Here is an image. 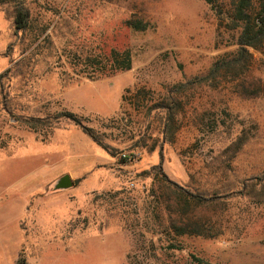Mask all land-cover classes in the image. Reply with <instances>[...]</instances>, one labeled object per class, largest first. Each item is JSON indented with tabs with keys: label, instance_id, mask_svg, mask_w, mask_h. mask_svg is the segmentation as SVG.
I'll return each mask as SVG.
<instances>
[{
	"label": "rangeland",
	"instance_id": "1",
	"mask_svg": "<svg viewBox=\"0 0 264 264\" xmlns=\"http://www.w3.org/2000/svg\"><path fill=\"white\" fill-rule=\"evenodd\" d=\"M25 2L35 29L22 34L0 0V74L10 70L0 86V264H264L263 195L196 209L215 222L213 238L177 236L166 229L174 200L156 210L160 189L144 173L162 146L163 171L181 186L198 170L205 186L261 176L264 55L208 73L236 50L237 33L203 0ZM218 2L227 17L230 0ZM130 18L146 29L125 27ZM103 39L130 49L131 69L82 78L67 53ZM184 82L179 107H156ZM69 113L131 160L111 158L66 117L44 119ZM209 163L228 166L218 182L205 177ZM65 174L73 186L54 190Z\"/></svg>",
	"mask_w": 264,
	"mask_h": 264
},
{
	"label": "trees",
	"instance_id": "2",
	"mask_svg": "<svg viewBox=\"0 0 264 264\" xmlns=\"http://www.w3.org/2000/svg\"><path fill=\"white\" fill-rule=\"evenodd\" d=\"M11 5V12L13 14V27L16 33H32L34 27L31 26V19L29 15V9L25 0H9ZM207 4H210L213 9H216V13L221 15L225 9L218 0H203ZM227 17L222 18L220 15L219 23L224 30L236 32L237 37L235 44L236 50L232 53H226L216 60L210 67L208 73L218 72L221 70H236L239 67H247V57H252L251 50H255L258 53L264 55V0H230L229 7L227 8ZM226 21V22H225ZM146 23L140 19H127L124 21V26L135 30L143 31L146 29ZM45 29L42 30L43 34ZM49 34L46 35L44 40H49ZM110 43V42H109ZM108 39L100 40L99 42H90L87 44V50L85 46L79 48L75 47L74 50H70V55L74 61V66L79 70L78 74L84 79L97 80L102 78H108L118 73L129 71L132 67V57L130 49L127 47L110 45ZM84 48V49H83ZM18 63H16L17 65ZM10 70L7 69L0 74V86H3V78L7 77ZM235 84L236 87L243 85V83ZM189 82L179 83L172 85L169 91V101L167 103L161 102L156 107L166 108L167 111H171L174 108L180 106L181 97L184 95L185 90ZM194 84V83H193ZM128 91V89L126 90ZM59 117H66L73 121L78 126L81 132L87 136L93 143L105 151L111 158L118 157L119 163L125 165L130 159L117 147H114L107 143L101 134L90 128L81 121H79L72 114H61V116H52L44 118L49 124L57 123ZM43 118H36V121H44ZM170 118H168L169 120ZM168 121L165 120L164 127L167 129ZM170 142V140H169ZM118 155V156H117ZM159 162L152 166L149 170L145 171L147 175H151L154 185H157L159 190L158 201H156V210L158 207H162V204H168L170 199H173L175 205L173 211L168 214V223L166 229L169 232L175 233L177 236L182 235H198L205 238H213L216 233L215 222L210 218H198L194 211L198 208H208L221 206L222 210L226 211L229 207V203L234 198H253L256 196H264L262 193L264 189V173L261 176L247 175L244 178H237L228 181L223 184H212L205 186L200 183V178L203 177V173L200 170L196 172L199 181L195 180L193 174H189L190 185L181 186L172 180H170L164 173L162 165V146L159 150ZM205 167L208 173L206 176L216 173L215 182H218L220 178L226 174V167L224 164H207ZM220 174V178L218 175ZM76 182V181H75ZM249 184V185H248ZM256 186L259 187L255 188ZM258 189V190H257ZM154 195V193H152ZM160 200H164L163 203ZM169 208V204H168ZM160 210V208H159ZM159 212V211H158ZM178 215L174 218L172 213ZM193 212V213H192Z\"/></svg>",
	"mask_w": 264,
	"mask_h": 264
},
{
	"label": "water",
	"instance_id": "3",
	"mask_svg": "<svg viewBox=\"0 0 264 264\" xmlns=\"http://www.w3.org/2000/svg\"><path fill=\"white\" fill-rule=\"evenodd\" d=\"M73 186V181L71 180V177L68 174H65L57 179L54 190H64L71 188Z\"/></svg>",
	"mask_w": 264,
	"mask_h": 264
}]
</instances>
